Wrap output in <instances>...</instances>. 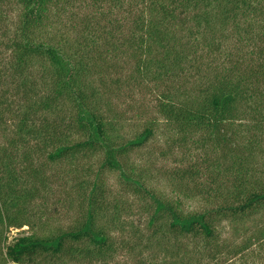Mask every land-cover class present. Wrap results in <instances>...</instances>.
<instances>
[{
    "label": "trees",
    "instance_id": "1",
    "mask_svg": "<svg viewBox=\"0 0 264 264\" xmlns=\"http://www.w3.org/2000/svg\"><path fill=\"white\" fill-rule=\"evenodd\" d=\"M0 264H264V0H0Z\"/></svg>",
    "mask_w": 264,
    "mask_h": 264
},
{
    "label": "rangeland",
    "instance_id": "2",
    "mask_svg": "<svg viewBox=\"0 0 264 264\" xmlns=\"http://www.w3.org/2000/svg\"><path fill=\"white\" fill-rule=\"evenodd\" d=\"M132 127H130V122H125L123 124L121 133L125 136L132 135ZM163 146V138L162 136L156 137L150 144L146 147L134 150L128 154V158L130 162L136 164L138 167H143L146 169L147 174H149V184L153 187L164 190L167 193H170V188L167 186L164 181L165 178H168L167 171L173 165L168 158H161L158 156L157 151L158 147ZM105 184L109 190H111L114 194L123 198L125 201L127 200V194L123 193L122 183L118 178L117 174L114 172H105ZM199 205V204H198ZM197 202H190L187 206L188 208H196ZM70 216H72V211L68 214L62 213L60 214V221L62 224H66L70 220Z\"/></svg>",
    "mask_w": 264,
    "mask_h": 264
}]
</instances>
